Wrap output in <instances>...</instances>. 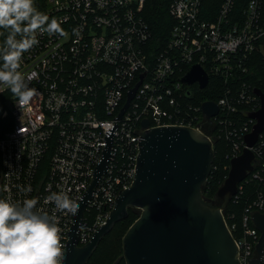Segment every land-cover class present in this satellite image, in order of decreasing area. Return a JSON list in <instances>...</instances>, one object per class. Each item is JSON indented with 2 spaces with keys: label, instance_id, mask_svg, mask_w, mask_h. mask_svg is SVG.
I'll return each instance as SVG.
<instances>
[{
  "label": "built area",
  "instance_id": "built-area-1",
  "mask_svg": "<svg viewBox=\"0 0 264 264\" xmlns=\"http://www.w3.org/2000/svg\"><path fill=\"white\" fill-rule=\"evenodd\" d=\"M144 3L42 0L36 10L49 22L56 19L64 35L37 30L38 43L22 54L18 71L37 94L19 108L18 98L0 84V92L9 94L1 117L12 118L0 137V199H37L38 210L54 213L64 254L73 214L56 210L46 198L63 191L78 204L108 131L109 167L85 206L79 246L106 222L119 191L131 185L143 119L147 128L206 130L213 144L215 139L225 142L228 161L247 147L244 136L256 122L249 117L260 108L254 89L264 86L251 79L257 56L264 58V0H170L172 24L158 49L142 14ZM194 64L208 74V83L210 75L220 83L217 100L206 99L218 106L207 120L202 112L205 100L197 101L191 88L197 82L182 81ZM139 81L119 117L129 90ZM249 149L253 169L230 200L256 183L233 237L241 264L255 257L260 236L251 215L264 214V129ZM29 187L31 191H21ZM227 226L231 233L237 228ZM259 264H264V246Z\"/></svg>",
  "mask_w": 264,
  "mask_h": 264
},
{
  "label": "water",
  "instance_id": "water-1",
  "mask_svg": "<svg viewBox=\"0 0 264 264\" xmlns=\"http://www.w3.org/2000/svg\"><path fill=\"white\" fill-rule=\"evenodd\" d=\"M186 84L197 82L203 89L208 74L197 64L182 77ZM137 82L128 92L120 110L122 115L134 95ZM260 108L249 113L256 120L244 136L246 146L229 161L228 173L218 187L215 198L203 195L212 167L213 141L199 128L168 125L147 128L139 138V152L131 185L119 191L115 205L106 222L91 233L88 242L78 245V233L88 200L109 167L112 132L108 131L85 188L78 202L79 210L66 231L63 264H86L105 234L113 233L115 223L136 209L137 218L122 236V258L125 264H241L235 240L224 218V210L237 187L253 169L254 154L249 149L264 129V90L255 88ZM186 96L192 98L189 90ZM204 119L218 112L215 101L202 102ZM254 227L260 232L255 245V257L250 264H259L264 246V214L251 215ZM119 258L112 264H117Z\"/></svg>",
  "mask_w": 264,
  "mask_h": 264
},
{
  "label": "clouds",
  "instance_id": "clouds-1",
  "mask_svg": "<svg viewBox=\"0 0 264 264\" xmlns=\"http://www.w3.org/2000/svg\"><path fill=\"white\" fill-rule=\"evenodd\" d=\"M0 28L9 32L0 48V84L8 86L21 108L37 94L18 71L22 54L38 43L37 30L60 35L64 32L56 19L49 22L36 10L33 0H0ZM21 191L27 193L31 188ZM46 202L54 203L60 212L75 215L79 210V205L63 191L52 192ZM37 203L32 198L21 203L0 199V264H61L64 246L58 219L54 213L38 210Z\"/></svg>",
  "mask_w": 264,
  "mask_h": 264
},
{
  "label": "trees",
  "instance_id": "trees-1",
  "mask_svg": "<svg viewBox=\"0 0 264 264\" xmlns=\"http://www.w3.org/2000/svg\"><path fill=\"white\" fill-rule=\"evenodd\" d=\"M170 0H145L143 7V17L148 23L152 32L151 43H155V48H160L164 45L168 38L169 30L172 24V19L168 14L167 6ZM245 0H238L244 2ZM42 0H33L34 7L39 6ZM218 5V2H217ZM216 8V3H215ZM9 32L0 28V48L5 45ZM257 65L252 67V81L259 87L264 86V58L262 55L256 58ZM3 61L0 60V64ZM220 86L218 80L210 75L209 83L203 89H199L196 84L192 85V91L197 101L206 99L217 100V86ZM9 94L0 92V137L11 127L12 118L10 115L1 117L2 110L5 108V101ZM208 134L206 130L203 131ZM214 157L210 174L203 185V195L208 198H214L218 187L222 184L228 173L229 161L225 158L226 144L221 139H215ZM256 183H250L245 186L242 193L237 198L230 201L224 210V218L226 223L231 226L236 225V230H232V236L237 238L238 231L241 227V216L244 205L252 196L255 190ZM138 211L129 208L126 219L114 224L113 233L105 234L100 240L97 248L94 250L91 257L86 264H112L118 260L117 264H125L122 256V236L130 226V224L137 218Z\"/></svg>",
  "mask_w": 264,
  "mask_h": 264
},
{
  "label": "rangeland",
  "instance_id": "rangeland-1",
  "mask_svg": "<svg viewBox=\"0 0 264 264\" xmlns=\"http://www.w3.org/2000/svg\"><path fill=\"white\" fill-rule=\"evenodd\" d=\"M214 199L216 200V202H219V200L217 198L214 197Z\"/></svg>",
  "mask_w": 264,
  "mask_h": 264
}]
</instances>
